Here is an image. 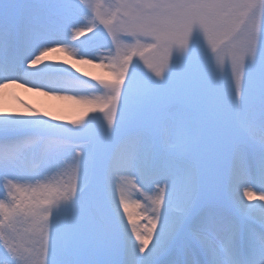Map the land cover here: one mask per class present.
<instances>
[{
	"label": "snow or ice",
	"instance_id": "snow-or-ice-1",
	"mask_svg": "<svg viewBox=\"0 0 264 264\" xmlns=\"http://www.w3.org/2000/svg\"><path fill=\"white\" fill-rule=\"evenodd\" d=\"M20 79L87 107L0 114V264H264V0H0Z\"/></svg>",
	"mask_w": 264,
	"mask_h": 264
},
{
	"label": "rangeland",
	"instance_id": "rangeland-1",
	"mask_svg": "<svg viewBox=\"0 0 264 264\" xmlns=\"http://www.w3.org/2000/svg\"><path fill=\"white\" fill-rule=\"evenodd\" d=\"M84 20H85V24H88L90 23L91 18L85 17ZM57 49H59V46L57 45L49 46L47 55L51 54ZM61 65L67 66L66 64H61ZM85 74H88L86 78H89V79L95 76L103 77L106 75V74H94L90 70L89 71L80 70L79 75H85ZM17 82H18L17 80L9 81L8 82V84L10 85L9 88L10 87L12 88L13 85H17L16 84ZM33 86L34 84L32 83L31 84L32 89L34 88ZM15 89H18V88H15ZM44 90H48V89H44ZM19 91L21 92L20 89ZM55 94L56 95L54 99L50 98V101L45 100L42 96H36L35 98H32V100H30L29 103L31 104L33 109L29 108L28 105H21L23 109H18V106H16L15 98L12 96V93L11 92L8 93V91H7V96L9 99L7 101L3 100L2 102H4L6 106L8 105V107H11L13 109L14 115H29V114H32L33 112L39 113V114L49 113L51 114L49 118H52V119H55L57 117L64 118L63 122L68 123V124H71L73 119L79 118L80 113L84 110L85 107H87V105L83 101H81L74 92H60V93H55ZM62 97L65 98L66 100L65 104H58L59 100ZM57 106H59V108ZM123 194H124V197H126V193L124 191H123ZM139 198H141V200L140 201L138 200V201L140 202L141 206L144 207L142 203L143 196L140 195ZM133 210H134L133 213L135 214L137 210L135 208H133ZM141 215H143V213H141ZM143 223H146V221H143L142 224Z\"/></svg>",
	"mask_w": 264,
	"mask_h": 264
},
{
	"label": "bare ground",
	"instance_id": "bare-ground-1",
	"mask_svg": "<svg viewBox=\"0 0 264 264\" xmlns=\"http://www.w3.org/2000/svg\"><path fill=\"white\" fill-rule=\"evenodd\" d=\"M79 26H83V25H79ZM72 51H76L74 49H72ZM44 62H49L51 64L54 65H61V64H66V65H71V64H75L76 68L80 69V70H84V71H92V73L94 74H106L107 73V69L101 68L96 66V62L93 63H86L83 61L82 58L77 57V56H73L71 54L70 51H66L62 46L59 47V49H57L56 51L52 52L49 55H45V59L44 61H42L41 63ZM84 68V69H83ZM23 74H21L20 76H22ZM79 75V73H78ZM9 84L7 82H2L0 84V113L1 114H7V115H14V111L11 107H8V105L6 106L4 104V101H7L9 98L7 96V91L8 93L12 90V88H9ZM13 87H17L18 89H20L23 93L24 98L28 99V100H32V98H35L36 96H42L45 100L50 101V98L54 99L55 97V93L50 92L48 90H44V89H31L29 87H27V84L24 83V79H20V81L18 82V85H13ZM13 88V89H14ZM65 98H61L59 100L58 104H65ZM12 103V102H11ZM10 104V103H9ZM11 105V104H10ZM57 105V104H56ZM16 106H18V109H23L21 105H19L18 103H16ZM59 108V106H57ZM139 187V186H137ZM123 191L126 193V197L125 200L130 202V206L132 202L135 201H140L141 198H139L138 196H134L133 193L135 192L131 187L125 188L123 189ZM136 193V192H135ZM120 193L118 192V197H119ZM130 210L133 212V208L130 207ZM134 219H138V217L134 214L133 216Z\"/></svg>",
	"mask_w": 264,
	"mask_h": 264
}]
</instances>
